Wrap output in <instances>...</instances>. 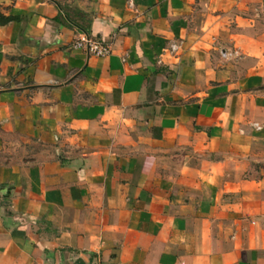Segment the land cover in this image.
I'll return each mask as SVG.
<instances>
[{"label": "crops", "instance_id": "0c3cea01", "mask_svg": "<svg viewBox=\"0 0 264 264\" xmlns=\"http://www.w3.org/2000/svg\"><path fill=\"white\" fill-rule=\"evenodd\" d=\"M0 264H264V0H0Z\"/></svg>", "mask_w": 264, "mask_h": 264}, {"label": "built area", "instance_id": "2783aa9c", "mask_svg": "<svg viewBox=\"0 0 264 264\" xmlns=\"http://www.w3.org/2000/svg\"><path fill=\"white\" fill-rule=\"evenodd\" d=\"M72 48L100 58L108 57L112 54V48L107 42L88 34H82L77 38L72 44Z\"/></svg>", "mask_w": 264, "mask_h": 264}]
</instances>
